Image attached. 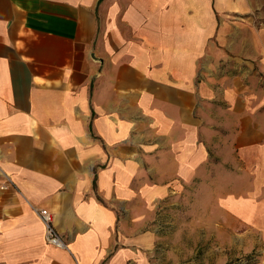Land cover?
<instances>
[{
	"label": "crops",
	"instance_id": "obj_1",
	"mask_svg": "<svg viewBox=\"0 0 264 264\" xmlns=\"http://www.w3.org/2000/svg\"><path fill=\"white\" fill-rule=\"evenodd\" d=\"M251 1L0 0V264H159L156 213L202 187L264 245Z\"/></svg>",
	"mask_w": 264,
	"mask_h": 264
},
{
	"label": "rangeland",
	"instance_id": "obj_2",
	"mask_svg": "<svg viewBox=\"0 0 264 264\" xmlns=\"http://www.w3.org/2000/svg\"><path fill=\"white\" fill-rule=\"evenodd\" d=\"M251 2L246 20L241 21L246 24L243 28L246 30L264 28V0ZM220 60L223 61V58H219ZM219 64L221 67L222 63ZM250 70L252 77L260 78L264 82V68L259 70L257 66L252 65ZM217 168L221 166H216ZM219 183L227 184L219 181L218 186ZM206 194L205 187L200 188L197 195L187 191L179 200L169 202L156 213L153 224L158 231V241L154 247L157 263L261 264L264 245L261 243L260 235H257L254 229L243 230L240 234V229L233 228L228 236L226 230L211 225L212 222L207 219L205 210L207 205H211L212 198H208ZM218 216L216 212L215 221H218ZM224 257L227 261L223 263Z\"/></svg>",
	"mask_w": 264,
	"mask_h": 264
},
{
	"label": "built area",
	"instance_id": "obj_3",
	"mask_svg": "<svg viewBox=\"0 0 264 264\" xmlns=\"http://www.w3.org/2000/svg\"><path fill=\"white\" fill-rule=\"evenodd\" d=\"M10 182V180H9ZM7 184H0V188H6ZM38 216L44 225V236L48 243L53 244L58 247H65L66 244L63 241L58 230L52 223V217L50 212L46 208H40L37 210Z\"/></svg>",
	"mask_w": 264,
	"mask_h": 264
}]
</instances>
